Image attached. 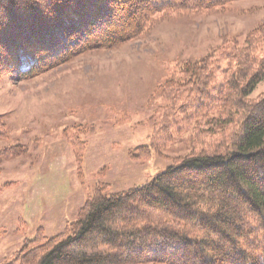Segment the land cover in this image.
Here are the masks:
<instances>
[{
  "label": "trees",
  "instance_id": "16d2710c",
  "mask_svg": "<svg viewBox=\"0 0 264 264\" xmlns=\"http://www.w3.org/2000/svg\"><path fill=\"white\" fill-rule=\"evenodd\" d=\"M229 1L0 0V75L28 80L143 38L161 17ZM263 81L264 23L244 44L232 38L213 54L179 61L150 144L129 152L149 157L172 141L178 122L211 114L195 127L190 151L144 184L110 194L108 184L97 186L61 233L47 236L40 226L5 264H264V92L250 98ZM70 140L81 173L86 143Z\"/></svg>",
  "mask_w": 264,
  "mask_h": 264
},
{
  "label": "rangeland",
  "instance_id": "374dc122",
  "mask_svg": "<svg viewBox=\"0 0 264 264\" xmlns=\"http://www.w3.org/2000/svg\"><path fill=\"white\" fill-rule=\"evenodd\" d=\"M264 23V0H233L218 10L179 13L143 38L87 51L28 80L0 75V264L13 260L44 228L61 233L102 183L108 193L148 182L191 148L198 115L172 127L175 137L149 157L130 150L149 145L164 106L163 90L173 67L197 60ZM221 68L226 60H221ZM221 71L217 72L220 75ZM264 92V81L250 94ZM85 142L82 172L71 137ZM20 218L24 220L22 231Z\"/></svg>",
  "mask_w": 264,
  "mask_h": 264
}]
</instances>
